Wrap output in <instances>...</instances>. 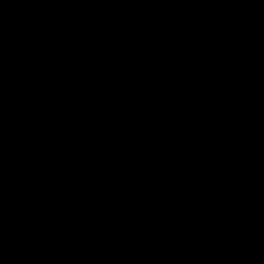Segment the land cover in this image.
I'll use <instances>...</instances> for the list:
<instances>
[{
  "label": "water",
  "instance_id": "obj_1",
  "mask_svg": "<svg viewBox=\"0 0 264 264\" xmlns=\"http://www.w3.org/2000/svg\"><path fill=\"white\" fill-rule=\"evenodd\" d=\"M0 264H264V0H0Z\"/></svg>",
  "mask_w": 264,
  "mask_h": 264
}]
</instances>
